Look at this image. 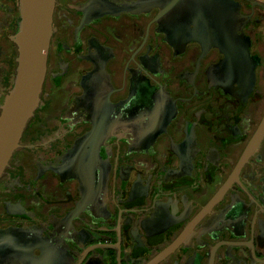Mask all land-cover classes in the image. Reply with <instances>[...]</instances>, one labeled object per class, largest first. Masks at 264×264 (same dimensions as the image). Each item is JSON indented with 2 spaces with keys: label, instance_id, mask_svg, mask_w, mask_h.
I'll return each mask as SVG.
<instances>
[{
  "label": "flooded vegetation",
  "instance_id": "flooded-vegetation-1",
  "mask_svg": "<svg viewBox=\"0 0 264 264\" xmlns=\"http://www.w3.org/2000/svg\"><path fill=\"white\" fill-rule=\"evenodd\" d=\"M19 16L0 0V104ZM263 117L264 0H56L0 264H264Z\"/></svg>",
  "mask_w": 264,
  "mask_h": 264
},
{
  "label": "water",
  "instance_id": "water-1",
  "mask_svg": "<svg viewBox=\"0 0 264 264\" xmlns=\"http://www.w3.org/2000/svg\"><path fill=\"white\" fill-rule=\"evenodd\" d=\"M18 1L20 16L17 31L10 38L17 48V66L11 88L0 104V179L9 166L12 155L20 147L22 133L40 104L49 41L52 34V15L56 3V0ZM222 38H218L219 42H222L220 45L225 50L232 51L228 44L229 38H223L224 40ZM101 69H97L88 79H103L104 74ZM101 104L103 106L106 104V108L108 107V102L105 99ZM98 125L99 123L96 127ZM102 126L103 128H101ZM106 127L101 123L97 132L95 129L94 133L97 136L101 133L102 137L106 136L107 139L110 135V128ZM263 134L264 117L254 141H258ZM87 142H90L87 137L78 139L64 157L67 162L70 163L73 158L82 159L80 162L83 159L89 161L87 158H92L94 150L88 149ZM86 151L87 156H85ZM71 155L72 157H69Z\"/></svg>",
  "mask_w": 264,
  "mask_h": 264
}]
</instances>
